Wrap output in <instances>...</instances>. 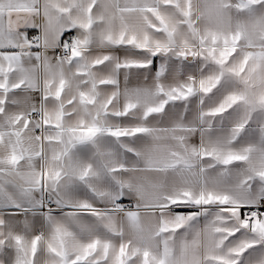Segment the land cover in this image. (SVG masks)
<instances>
[{
    "label": "snow or ice",
    "instance_id": "1",
    "mask_svg": "<svg viewBox=\"0 0 264 264\" xmlns=\"http://www.w3.org/2000/svg\"><path fill=\"white\" fill-rule=\"evenodd\" d=\"M0 264H264V0H0Z\"/></svg>",
    "mask_w": 264,
    "mask_h": 264
}]
</instances>
